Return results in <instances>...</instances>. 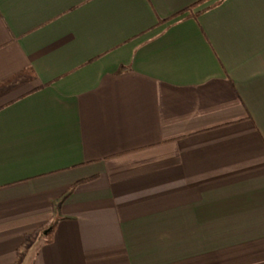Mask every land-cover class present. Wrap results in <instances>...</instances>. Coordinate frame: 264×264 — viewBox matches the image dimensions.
<instances>
[{
	"label": "crops",
	"instance_id": "obj_1",
	"mask_svg": "<svg viewBox=\"0 0 264 264\" xmlns=\"http://www.w3.org/2000/svg\"><path fill=\"white\" fill-rule=\"evenodd\" d=\"M199 1L0 0V264H264V0Z\"/></svg>",
	"mask_w": 264,
	"mask_h": 264
},
{
	"label": "trees",
	"instance_id": "obj_2",
	"mask_svg": "<svg viewBox=\"0 0 264 264\" xmlns=\"http://www.w3.org/2000/svg\"><path fill=\"white\" fill-rule=\"evenodd\" d=\"M203 1H204V0H201V1L197 2V3L194 4V5H197V4H199V3L203 2ZM194 5H193V6H194ZM24 73H25L24 75L31 74V71H30V70H26V72H24ZM22 77H23V75H22ZM19 80H20V76H19V77L12 78L11 80H8V81H12L13 83H17ZM8 81H7V82H8ZM7 82H6V83H7ZM41 87H43V86H39V87H37L36 89H39V88H41ZM54 227H55V225L52 226L51 232L53 231ZM51 232H49L48 235H50ZM48 240H49V239H48Z\"/></svg>",
	"mask_w": 264,
	"mask_h": 264
}]
</instances>
